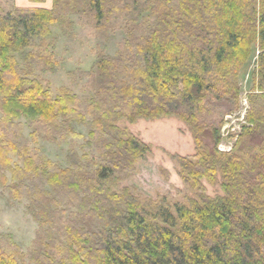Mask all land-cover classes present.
I'll return each instance as SVG.
<instances>
[{
    "label": "trees",
    "instance_id": "trees-1",
    "mask_svg": "<svg viewBox=\"0 0 264 264\" xmlns=\"http://www.w3.org/2000/svg\"><path fill=\"white\" fill-rule=\"evenodd\" d=\"M146 12L154 19L139 22L144 32L125 54L98 58L88 99L55 95L16 58L32 49L49 62L51 27L72 13L103 28L115 14L136 22ZM255 45L261 92L249 94L247 123L223 151L224 115L239 108V70ZM169 116L186 123L196 145L194 155L172 156L198 189L188 203L121 185L151 145L117 121ZM89 117L95 151L72 149L66 167L43 154L41 138L81 137L75 123ZM219 176L224 194L208 195L202 179ZM0 185L27 198L39 224L26 250L0 232V264H264V0H53L1 10Z\"/></svg>",
    "mask_w": 264,
    "mask_h": 264
},
{
    "label": "rangeland",
    "instance_id": "rangeland-1",
    "mask_svg": "<svg viewBox=\"0 0 264 264\" xmlns=\"http://www.w3.org/2000/svg\"><path fill=\"white\" fill-rule=\"evenodd\" d=\"M46 1V0H45ZM44 1V2H45ZM34 2V1H33ZM43 3V2H40ZM17 6L13 0H0V11L11 10ZM51 6H39L51 8ZM125 14V13H124ZM115 14L112 23L103 28H96L92 20L83 13H72L61 22L53 24L51 35L48 37L50 47L47 54L49 62L32 58V49L16 53L19 64L29 71V77L38 78L45 86L59 95L63 89H69L82 100L90 98L94 93L95 65L103 55L118 56L125 54L132 36H140L144 32L142 27L144 18H153L143 13L135 16L134 22L129 16ZM139 24V25H138ZM262 49L258 45L253 48L252 55L239 70L240 103L238 110L224 115L222 125V140L219 149L232 150L238 132L247 123L246 116L250 107L249 94L256 90L258 80L259 56ZM219 117V116H218ZM151 145V152L140 159L136 165V172L125 179L121 185L131 193L158 199L166 196L168 202L188 203L196 198L198 189L188 186L180 174V166L173 155L191 156L196 153V145L192 131L186 123L176 116L155 119L139 118L135 121L120 119L116 123ZM81 137L68 141L52 142L45 138L39 141L43 154L66 167L72 159L71 150L79 156L85 152H93L88 143L89 131L92 128L91 119L85 123H75ZM31 128L24 129L26 137L30 138ZM210 143L211 139L209 140ZM10 181L12 174L7 173ZM221 176L217 183L202 179L205 192L208 195H223ZM161 197V198H162ZM28 199H14L7 186L0 185V232L10 234L24 250L35 239L39 228L38 222L27 209Z\"/></svg>",
    "mask_w": 264,
    "mask_h": 264
},
{
    "label": "crops",
    "instance_id": "crops-1",
    "mask_svg": "<svg viewBox=\"0 0 264 264\" xmlns=\"http://www.w3.org/2000/svg\"><path fill=\"white\" fill-rule=\"evenodd\" d=\"M17 6H51L52 0H46L43 3L33 2L31 0H13Z\"/></svg>",
    "mask_w": 264,
    "mask_h": 264
}]
</instances>
